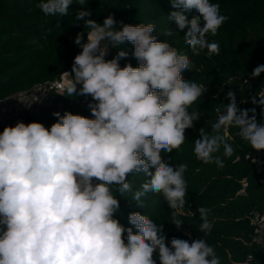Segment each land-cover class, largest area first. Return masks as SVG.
<instances>
[{
    "label": "clouds",
    "instance_id": "clouds-1",
    "mask_svg": "<svg viewBox=\"0 0 264 264\" xmlns=\"http://www.w3.org/2000/svg\"><path fill=\"white\" fill-rule=\"evenodd\" d=\"M73 2L40 0L37 7L45 16L61 17ZM88 2L75 0L81 6L75 20L83 21L87 31L75 37L81 51L71 72L63 73L71 79L58 94L90 96L91 118L54 112L57 119L50 128L21 121L0 132V264H221L205 239L174 236L169 242L163 224L140 212L129 214L132 227L115 218L117 196L133 191L128 176L143 173L148 179L132 200L142 207V197L159 193L171 210L169 223L181 228L188 165L173 167L162 153L171 154L185 143V131L201 116L192 106L208 88L183 78V71L195 68L193 60L159 41L154 24H125L112 14L101 24L89 18ZM170 3L177 10L168 19L177 30L169 28L163 35L183 33L193 56L205 50L208 56L218 55L220 45L208 37L228 20L220 5L212 0ZM192 10L198 15L189 19L185 13ZM126 43L133 45L136 67L120 65L129 56L121 47ZM110 48L119 51L106 59ZM261 73L264 64L252 70L251 78ZM257 95L252 103L264 116V88ZM226 98L229 103L217 108L210 130L199 129L193 147L198 160L218 167H223L221 149L225 158L235 152L224 134L230 128L251 149L264 150V122L257 120L256 108L240 109L234 91ZM198 211V229L207 235L212 229L209 210Z\"/></svg>",
    "mask_w": 264,
    "mask_h": 264
},
{
    "label": "trees",
    "instance_id": "trees-1",
    "mask_svg": "<svg viewBox=\"0 0 264 264\" xmlns=\"http://www.w3.org/2000/svg\"><path fill=\"white\" fill-rule=\"evenodd\" d=\"M40 0H0V97L21 89H28L36 83L50 81L62 71L68 69L74 55L81 51L74 41L77 33L87 31L83 21L76 22V11L80 5L74 2L69 6L68 15L45 16L37 4ZM220 5V12L228 20L218 30L216 36H209L210 42L220 45L218 55L208 56L206 50L199 56H193L184 42L183 33L172 37L163 33L169 28L176 31L174 21L169 20L173 9L170 0H89L88 8L91 19L98 23L112 14L117 22L138 25L152 23L156 26L153 35L161 42H169L180 52L187 54L194 62L195 68L183 71L182 76L203 84L208 91L201 101L192 107L201 113L194 127L185 131L186 141L179 150L171 154L162 153L173 166L186 163L184 174L187 182L186 205L180 218L185 222L178 230L170 222L171 210L159 193H149L141 198L142 207L132 200L133 194L148 177L143 173L129 175L133 191L121 197L120 210L116 219L122 225L132 227L128 216L133 212L147 215L158 224H163L167 240L172 237L181 239H205L220 257L221 264H242L248 253H252L251 264H261L264 256L260 249L249 243L252 227L247 216L250 211H264V182L258 181L255 166L245 154L253 151L250 145L238 135L236 128L228 129L224 134L235 149L230 158L221 156L223 167L215 163H203L193 152L194 141L199 136V129L210 130V122L218 116L217 108L229 101V91L236 94L237 106L240 109L256 108L257 120L264 122L261 107L252 103V98L264 88V73L251 78L252 70L264 64V0H212ZM189 19L198 15L195 10L185 13ZM59 25V26H58ZM121 25L117 23V29ZM87 33L85 32V39ZM129 56L120 61L121 67L131 63L138 66L132 57L133 45L121 46ZM119 49L110 48L108 59L113 58ZM79 87V86H78ZM59 106H41L29 115L31 122L36 121L49 127L56 122L54 112L65 111L91 118L88 103L90 96L76 95L57 97ZM251 115V113H250ZM5 126H0V132ZM154 171V169H152ZM246 186L241 192V181ZM209 210L208 220L212 224L210 233L199 231V208ZM135 232L136 229L133 228ZM126 235V234H125Z\"/></svg>",
    "mask_w": 264,
    "mask_h": 264
},
{
    "label": "built area",
    "instance_id": "built-area-1",
    "mask_svg": "<svg viewBox=\"0 0 264 264\" xmlns=\"http://www.w3.org/2000/svg\"><path fill=\"white\" fill-rule=\"evenodd\" d=\"M80 52V51H79ZM77 52L74 57L79 53ZM110 55V49H109ZM109 55L106 57L108 59ZM74 60V58H73ZM73 61L68 69L62 71L54 79L36 83L28 89H21L0 97V126H15L17 122L30 123L29 115L41 106L58 107V93L63 91V86L70 81L71 77L64 72H71ZM245 158L255 166L258 181L264 182V150L251 151L245 154ZM244 190L246 181H241ZM252 227L249 243L260 249L264 256V211L253 209L247 216ZM252 253H248L242 264H251ZM264 264V261L261 263Z\"/></svg>",
    "mask_w": 264,
    "mask_h": 264
}]
</instances>
